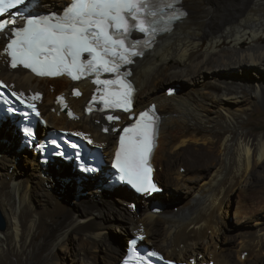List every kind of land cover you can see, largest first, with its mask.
Instances as JSON below:
<instances>
[{
  "label": "bare ground",
  "instance_id": "1",
  "mask_svg": "<svg viewBox=\"0 0 264 264\" xmlns=\"http://www.w3.org/2000/svg\"><path fill=\"white\" fill-rule=\"evenodd\" d=\"M67 1L41 2L54 9ZM181 6L186 15L136 59L132 75L137 89L134 111L155 104L161 114L152 163L154 179L160 187L164 179L166 190L146 199L121 187L109 194L93 181V191L89 188L82 199L71 201L69 186L57 188L65 187L59 178L80 188L86 179L71 164L52 168L48 163L43 168L31 152L19 153L13 127L1 128L0 209L6 228L0 229V254L12 250L30 257L46 247L42 264H62L56 250L71 238L77 242L72 264H99L100 259L113 264L125 251L118 236L108 239L106 229L113 227L126 236L124 245L132 235H143L145 244L156 246L169 259L264 263V222L242 224L235 235L223 232L233 207L244 219L256 213L246 189L255 186L254 171L264 170V134L236 128L251 109L264 105V0H182ZM3 42L0 36V48ZM0 78L21 95L42 93L37 102L50 127L79 133L112 156L117 129L127 119L121 115V121L114 122L105 115H87L83 107L92 89L87 81L73 84L65 77L36 78L21 68L10 69L1 50ZM175 80L180 90L166 96ZM76 90L81 91L79 97L73 95ZM69 112L78 118L70 119ZM21 161L28 166L24 172ZM61 162L56 159L55 164ZM184 162L185 176L179 172ZM181 191L187 199L176 194ZM233 194L239 198L236 206ZM164 195L174 201L164 200ZM157 197L163 202L153 212L150 202ZM102 208L111 214L103 217Z\"/></svg>",
  "mask_w": 264,
  "mask_h": 264
},
{
  "label": "snow or ice",
  "instance_id": "2",
  "mask_svg": "<svg viewBox=\"0 0 264 264\" xmlns=\"http://www.w3.org/2000/svg\"><path fill=\"white\" fill-rule=\"evenodd\" d=\"M28 2L0 0V17ZM177 3L179 0H72L62 14L27 18L25 26L12 32L13 38L4 52L10 57L12 68L23 66L41 77L67 74L73 80H80L94 74L92 82L98 86L97 93H102L99 95L103 102L101 110L132 112L136 90L128 80L131 71L122 72L121 68L132 64L134 57L143 55L142 49L150 47L160 31L170 30L168 25L178 15L175 12L167 15L165 8H174ZM22 15L17 12L13 18L0 21V32L16 24L15 17ZM162 21L164 26L158 27ZM134 32L148 39H133ZM105 73L114 74L115 78L101 79ZM75 94L81 93L77 90ZM39 98V94L33 97ZM96 99L93 97V102ZM29 107L35 109L34 104ZM107 119L119 120V116L109 115ZM157 136L153 105L141 112L131 126L124 128L120 137L114 167L120 173V180L142 193L159 191L152 179L154 169L150 162ZM134 259L147 264L143 257Z\"/></svg>",
  "mask_w": 264,
  "mask_h": 264
},
{
  "label": "rangeland",
  "instance_id": "3",
  "mask_svg": "<svg viewBox=\"0 0 264 264\" xmlns=\"http://www.w3.org/2000/svg\"><path fill=\"white\" fill-rule=\"evenodd\" d=\"M263 35V34H262ZM221 46L223 47H226L227 44L224 43L222 44ZM204 48V47H203ZM202 48V49H203ZM263 67L264 69V65L261 66ZM242 72V71H240ZM178 83L179 81L175 80V81H172L170 82L169 84H173V83ZM166 84H164V86L161 88V89H164ZM187 86L189 87H193L191 85V83H189ZM187 86H183V87H187ZM242 121L244 124L241 125V127L239 128V126H237L236 128L240 131H251L253 132L254 134H258V135H261V134H264V105L260 104L259 106L257 105L256 108H253L251 109V111H249L248 114L244 115L242 117ZM100 125V124H99ZM5 142V141H4ZM6 143V142H5ZM8 143V142H7ZM6 143V144H7ZM27 150L26 149H23V150H20L19 153H22V152H26ZM19 159H17V163L19 162ZM22 162V161H21ZM23 163V162H22ZM24 165V167L22 166ZM57 165V166H56ZM21 170L22 172L26 171V168L28 166H25V164H21ZM52 168H54V166L56 168H58L59 166H61L62 168L64 167H68L69 164H65L64 162H61L60 165L59 164H55V161L51 164ZM185 166V167H184ZM185 171H186V163L184 162L183 163V167H181L179 169V172L182 173L183 175L185 174ZM254 174H255V179H254V182H255V186L250 189H246V193L248 194V198H247V202H249L250 207H251V210H254L256 211V213L254 215L251 214V212H249L248 214V217H246L247 219H244L243 216L241 215H238V214H235L234 213V209L235 207H233V209L231 210V213L229 214L228 217H226V225L223 229V232H225L226 234H229V235H235V233L237 232V228L239 226H241L242 224H246V225H249L251 226V224L253 223V221H261V222H264V170H262V168H258L256 169V171H254ZM185 176V175H184ZM201 176V175H200ZM61 179V182L62 183H65V187L64 185H59V187H57L59 190H64L66 189V186H69V189L67 190V194L72 197L71 201H78L79 199H82L84 197V195L86 196V193L85 192H88L90 191L89 188H91V190L93 191L92 187H91V184L93 183V181H96V178L94 177H89L87 180L88 183H86L84 185V188H80L79 186L77 185H74V182L70 179L68 180H65V178H59ZM84 181V182H85ZM91 181V182H89ZM180 183L184 186H191V183L189 181H180ZM74 185V186H73ZM88 186V187H87ZM260 186V187H259ZM56 187V186H55ZM258 187V188H257ZM163 188H167V185L164 183V179H163ZM124 189V188H122ZM183 189H186V187ZM254 189V190H253ZM125 190V189H124ZM258 190V191H257ZM113 190H108L107 193L109 192H112ZM106 192V191H105ZM94 193V192H93ZM110 194V193H109ZM177 195L180 194L183 196V198L185 199L186 197V193L182 192L181 193H176ZM165 196V195H164ZM231 196V200L233 199V203H234V206L237 205V200L239 198H237L234 194L233 195H230ZM256 197V198H255ZM169 198V197H168ZM166 198V196L164 197V200H167V201H174L173 198L170 200ZM179 198V197H178ZM67 199V198H66ZM65 199V200H66ZM187 199V198H186ZM154 200H156L157 202H163L161 200L157 198H155ZM153 200V201H154ZM250 200V201H249ZM254 200V201H253ZM70 199L66 200V202H71ZM252 202V203H251ZM179 203H177V205L179 206ZM255 204V205H254ZM254 206V208H253ZM135 208V207H134ZM1 211V209H0ZM2 213V212H1ZM101 213H102V216L104 217H108L110 214H111V211L108 209V208H102L101 209ZM3 215V214H2ZM4 217V216H3ZM241 217V218H240ZM244 219V220H243ZM244 222H243V221ZM4 221H5V218H4ZM241 222V223H240ZM243 222V223H242ZM111 226V225H110ZM112 227V226H111ZM6 228V221H5V227L3 230H5ZM2 230V229H1ZM107 233H108V239H112L113 238L115 239L116 236H118L117 238L120 239V244H121V247H125V238L126 236H123L122 233H118V231L115 230V228L112 227V229L110 228H107L106 229ZM210 233V232H209ZM121 237V238H120ZM116 238V239H117ZM123 239V240H122ZM249 239L252 241L253 237L252 236H249ZM76 242V239H71L69 238L67 240V243L61 248V249H58L56 250V256L57 258H59V261L62 263V264H72L71 262L73 261L72 260V252L76 250V247H77V242ZM154 246V245H153ZM156 247V246H155ZM75 248V249H74ZM46 250V247H44L42 250H40L38 253L32 255V256H25L23 255L22 257L19 256V255H16V253H14V251H10L8 253H5V254H0V264H42L43 261H44V256H45V251ZM59 251V252H58ZM54 253V252H53ZM162 253V252H160ZM19 256V257H18ZM14 257H17V258H14ZM14 258V259H13ZM36 258V259H35ZM176 259V258H175ZM41 260V261H40ZM99 264H102V261L101 259L99 260ZM115 263V262H114ZM74 264V263H73ZM264 264V263H263Z\"/></svg>",
  "mask_w": 264,
  "mask_h": 264
},
{
  "label": "water",
  "instance_id": "4",
  "mask_svg": "<svg viewBox=\"0 0 264 264\" xmlns=\"http://www.w3.org/2000/svg\"><path fill=\"white\" fill-rule=\"evenodd\" d=\"M178 85H179V83H177ZM180 86V85H179ZM159 207H161L160 205H159ZM4 227H5V221H4V217H3V215H2V213H1V211H0V229H4Z\"/></svg>",
  "mask_w": 264,
  "mask_h": 264
},
{
  "label": "trees",
  "instance_id": "5",
  "mask_svg": "<svg viewBox=\"0 0 264 264\" xmlns=\"http://www.w3.org/2000/svg\"><path fill=\"white\" fill-rule=\"evenodd\" d=\"M174 87H175V85H174Z\"/></svg>",
  "mask_w": 264,
  "mask_h": 264
},
{
  "label": "clouds",
  "instance_id": "6",
  "mask_svg": "<svg viewBox=\"0 0 264 264\" xmlns=\"http://www.w3.org/2000/svg\"><path fill=\"white\" fill-rule=\"evenodd\" d=\"M116 263V262H115Z\"/></svg>",
  "mask_w": 264,
  "mask_h": 264
}]
</instances>
